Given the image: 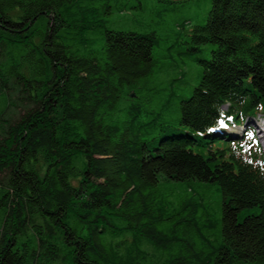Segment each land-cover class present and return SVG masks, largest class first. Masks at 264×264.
<instances>
[{"label":"trees","instance_id":"16d2710c","mask_svg":"<svg viewBox=\"0 0 264 264\" xmlns=\"http://www.w3.org/2000/svg\"><path fill=\"white\" fill-rule=\"evenodd\" d=\"M74 4L0 0V264H207L194 232L204 243L211 224L195 223L185 200L160 204L161 180L218 184L220 240L208 256L264 264V181L193 135L226 102L250 114L264 104V0H211L190 50L214 44L212 60L198 61L202 76L179 125L150 139L125 103L152 91L141 82L156 36L105 30L102 49L84 55L59 34L73 28ZM77 26L85 34L97 25ZM11 83L26 101L15 120L7 112L20 95L10 97ZM202 149L210 156L195 152ZM146 244L156 250L151 259Z\"/></svg>","mask_w":264,"mask_h":264},{"label":"rangeland","instance_id":"374dc122","mask_svg":"<svg viewBox=\"0 0 264 264\" xmlns=\"http://www.w3.org/2000/svg\"><path fill=\"white\" fill-rule=\"evenodd\" d=\"M75 4L69 9L66 17L70 25L59 32L63 44L80 49L87 55L99 51L104 45V31L136 32L142 35L156 36L154 46V66L149 76L142 80L152 91L143 90L138 98L126 102L129 109L128 117H135L142 124V136L150 139L167 127H176L180 123V97L190 96L193 88L202 76L204 66L198 61L210 59L216 46L207 43L200 46V51H191V33L194 27L204 25L209 16L211 0H173L164 3L160 0H74ZM82 23L97 26L85 34H81L79 26ZM13 83V82H12ZM8 84L12 98L20 95L18 107H11L8 114L15 120L23 112L25 100L13 84ZM21 92V91H20ZM15 93V94H14ZM137 96V95H136ZM207 129V128H206ZM182 129V135L183 133ZM206 131V130H205ZM188 146V145H187ZM186 146V147H187ZM157 201L171 200L175 206L182 201L188 204V211L195 214L194 222L201 224L206 220L211 224L205 232V242L194 232V242L201 249V259L207 264H214L208 256L212 251L211 244H216L222 225L223 196L218 184L200 181H164L157 187ZM255 211L245 210L239 216L242 221L248 214ZM257 211V210H256ZM255 211V212H256ZM187 214V211H185ZM168 222V221H167ZM173 222V221H171ZM129 243L132 239L128 238ZM211 243V244H210ZM220 242H218L219 244ZM147 256L153 258L156 250L148 244L142 245ZM131 256L136 251L129 252Z\"/></svg>","mask_w":264,"mask_h":264},{"label":"bare ground","instance_id":"6f19581e","mask_svg":"<svg viewBox=\"0 0 264 264\" xmlns=\"http://www.w3.org/2000/svg\"><path fill=\"white\" fill-rule=\"evenodd\" d=\"M185 97H187V96H184V97H183V95H182V96L180 97V106H182L183 102H185ZM240 104H242V102H240ZM225 116H226V113L220 111L219 115L217 114V115L215 116V118L220 117L222 120H224ZM228 119L231 121L230 116H228ZM214 120H215V119H214ZM214 120H213L212 122L215 123ZM214 123H213V124H214ZM180 128H181V127H180ZM167 129H168V130H171V131H174V130H175V127H170V126H168ZM193 134L195 135V137L205 138L204 135L201 133L200 130H196V132L193 133ZM256 138H257V139H260V138H261V139H264V132H260V133H258V134L256 135Z\"/></svg>","mask_w":264,"mask_h":264}]
</instances>
